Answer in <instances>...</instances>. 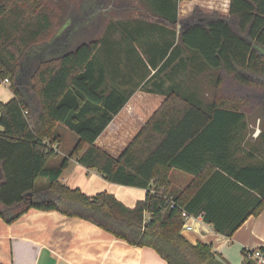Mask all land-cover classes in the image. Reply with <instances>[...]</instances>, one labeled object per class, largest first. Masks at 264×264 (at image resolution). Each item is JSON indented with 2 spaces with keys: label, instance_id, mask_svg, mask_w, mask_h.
<instances>
[{
  "label": "trees",
  "instance_id": "trees-1",
  "mask_svg": "<svg viewBox=\"0 0 264 264\" xmlns=\"http://www.w3.org/2000/svg\"><path fill=\"white\" fill-rule=\"evenodd\" d=\"M181 1L141 0V18L109 19L100 35L28 67L26 52L56 42L59 25L52 31L51 13L37 12L44 0H0V81L13 93L0 101L1 219L55 210L152 247L167 264H226L210 244L181 234V211L231 237L264 208V156L245 149L244 113L205 102L197 79L209 73L230 100L264 90V0H229L227 15L196 6L180 19ZM137 90L163 100L114 157L95 141ZM59 126L76 135L70 156L79 164L145 189L144 199L130 208L110 193L64 185L68 158L49 164ZM261 140L264 153V133ZM173 170L191 177L179 191ZM250 251L241 264L254 263Z\"/></svg>",
  "mask_w": 264,
  "mask_h": 264
},
{
  "label": "crops",
  "instance_id": "crops-1",
  "mask_svg": "<svg viewBox=\"0 0 264 264\" xmlns=\"http://www.w3.org/2000/svg\"><path fill=\"white\" fill-rule=\"evenodd\" d=\"M73 7L57 33L66 28L77 27L93 38L103 28L106 18L126 20L141 18L146 14L141 0H71ZM88 2L86 15L81 11ZM93 2V9L92 4ZM199 6L205 13L214 11L228 14L229 0H183L179 3L178 15L186 18ZM39 9L37 12L50 13ZM43 15V14H42ZM109 20V19H108ZM0 85V101L13 96L7 86ZM7 99V100H6ZM163 100V96L137 90L124 107L116 114L95 144L116 157L144 125L146 120ZM64 128L58 127L60 135L57 156L50 165H57L61 158H68V165L60 175V181L69 187H78L87 195L107 192L115 196L126 207H134L145 197V189L107 181L98 172L86 169L70 156L77 137L66 145ZM177 172V171H176ZM179 173V172H178ZM182 174V173H181ZM184 175V174H183ZM193 229L181 234L191 243H208L224 259L226 264H238L243 260V249L251 247L264 251V208L257 216H250L231 237L216 233L204 221H192ZM240 252V255H239ZM240 262V264H241ZM0 264H167L149 246L129 244L93 222L77 216H67L58 211H42L31 208L17 220L7 223L0 218Z\"/></svg>",
  "mask_w": 264,
  "mask_h": 264
},
{
  "label": "rangeland",
  "instance_id": "rangeland-1",
  "mask_svg": "<svg viewBox=\"0 0 264 264\" xmlns=\"http://www.w3.org/2000/svg\"><path fill=\"white\" fill-rule=\"evenodd\" d=\"M44 8L42 11H47L51 13V21H52V31H54V28L61 24V22L68 17V14L70 13L71 8L73 7L71 0H44ZM83 8L81 11L86 10V15L91 14L95 12V9L93 11H89L88 8L90 7V4L88 2H84ZM93 9V2L91 4ZM112 16H110L111 18ZM106 18L105 22L110 19ZM58 26V27H59ZM104 26V25H103ZM180 27L178 28V30ZM102 30V29H101ZM101 30L96 32V35H100ZM88 34H85L77 29L76 26L72 28H66L61 33H58V38L56 42L49 44L44 43L41 45H38L32 49H29L23 60H22V66L28 67L32 64H36L39 60L43 58H51L56 57L60 55H64L73 49H75L79 44L85 42L88 38ZM208 75V78H207ZM209 73L202 75L198 77V88H199V94L202 97V99L205 102H211L215 101L223 106L226 107H236L237 109L241 110L244 113V121L246 123V130H245V149L246 151L255 150V154L257 158L263 157V144L261 140V135L264 133V90L260 88H252L250 90V93L243 98L239 95H234L236 98L230 100L229 98L220 97L217 92V86H214L212 81H210ZM8 86V85H7ZM9 87V86H8ZM10 89V88H9ZM7 100V99H6ZM9 100V99H8ZM64 128L63 139L66 142V145L72 142V139L76 137V135L62 126ZM249 161V160H247ZM177 171V172H176ZM179 172V173H178ZM182 173V174H181ZM184 174V175H183ZM171 176V187L179 191L182 188L185 187V185L190 181L191 177L188 176L186 173H183L178 170H173L170 174ZM187 231V230H183ZM256 247H251L249 249H256ZM240 255V252H239ZM241 257V255H240ZM241 259L238 264H240ZM255 264V263H253Z\"/></svg>",
  "mask_w": 264,
  "mask_h": 264
},
{
  "label": "built area",
  "instance_id": "built-area-1",
  "mask_svg": "<svg viewBox=\"0 0 264 264\" xmlns=\"http://www.w3.org/2000/svg\"><path fill=\"white\" fill-rule=\"evenodd\" d=\"M8 83L9 81L7 78H4L0 81V85H4ZM52 147L54 151L57 152V144L55 143ZM171 204L173 205L174 203ZM181 216L183 217L182 229H185L187 231L193 229L192 221H196V220L203 221L201 216H194L185 210L181 211ZM247 250H251L250 252H247V256H246L247 258L252 260L255 264H264V251L261 248L247 249Z\"/></svg>",
  "mask_w": 264,
  "mask_h": 264
},
{
  "label": "water",
  "instance_id": "water-1",
  "mask_svg": "<svg viewBox=\"0 0 264 264\" xmlns=\"http://www.w3.org/2000/svg\"><path fill=\"white\" fill-rule=\"evenodd\" d=\"M180 27V25L178 24V28Z\"/></svg>",
  "mask_w": 264,
  "mask_h": 264
}]
</instances>
